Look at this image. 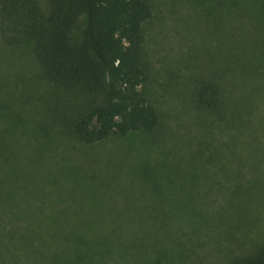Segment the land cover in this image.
<instances>
[{
	"label": "rangeland",
	"instance_id": "obj_1",
	"mask_svg": "<svg viewBox=\"0 0 264 264\" xmlns=\"http://www.w3.org/2000/svg\"><path fill=\"white\" fill-rule=\"evenodd\" d=\"M223 1L148 0L143 92L159 125L94 144L73 131L93 95L48 84L29 46L0 40V264H220L264 242V98L250 125L194 99L210 78L232 102L262 54ZM240 172L252 186H229Z\"/></svg>",
	"mask_w": 264,
	"mask_h": 264
},
{
	"label": "trees",
	"instance_id": "obj_2",
	"mask_svg": "<svg viewBox=\"0 0 264 264\" xmlns=\"http://www.w3.org/2000/svg\"><path fill=\"white\" fill-rule=\"evenodd\" d=\"M223 2L228 17L248 15L251 24L246 32L264 37V0ZM49 3L45 10L39 0H0V40L11 48L29 46L48 84L93 95L87 108L73 119L76 136L94 144L112 134L127 135L158 127L159 113L143 92L149 81L143 62V24L152 15L148 0ZM81 20H85L84 27L75 37L74 27ZM262 54L257 63L250 59L254 55L246 57L240 74L241 93L232 102L225 99L224 84L208 78L197 82L196 103L250 125L254 99L264 98V46ZM260 105L264 108V99ZM262 115L259 122L264 128ZM235 179L247 185L229 186H252L247 182L252 180L245 179L241 172ZM220 264H264V242L231 254Z\"/></svg>",
	"mask_w": 264,
	"mask_h": 264
}]
</instances>
